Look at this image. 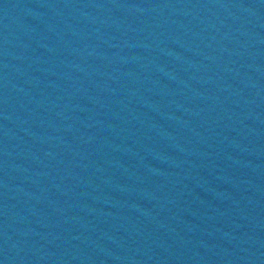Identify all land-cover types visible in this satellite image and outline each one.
Instances as JSON below:
<instances>
[{
  "label": "water",
  "instance_id": "95a60500",
  "mask_svg": "<svg viewBox=\"0 0 264 264\" xmlns=\"http://www.w3.org/2000/svg\"><path fill=\"white\" fill-rule=\"evenodd\" d=\"M0 264H264V0H0Z\"/></svg>",
  "mask_w": 264,
  "mask_h": 264
}]
</instances>
